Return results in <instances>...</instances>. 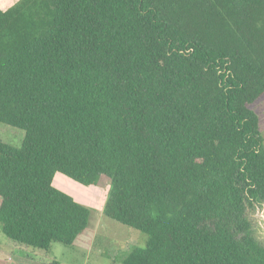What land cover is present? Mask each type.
<instances>
[{
	"label": "trees",
	"instance_id": "trees-1",
	"mask_svg": "<svg viewBox=\"0 0 264 264\" xmlns=\"http://www.w3.org/2000/svg\"><path fill=\"white\" fill-rule=\"evenodd\" d=\"M263 95L264 0L0 8V124L23 132L0 141L1 233L72 246L89 212L60 174L147 236L120 264H264L246 216L264 203Z\"/></svg>",
	"mask_w": 264,
	"mask_h": 264
},
{
	"label": "rangeland",
	"instance_id": "rangeland-1",
	"mask_svg": "<svg viewBox=\"0 0 264 264\" xmlns=\"http://www.w3.org/2000/svg\"><path fill=\"white\" fill-rule=\"evenodd\" d=\"M16 0H0V8L6 9ZM250 108L259 117L260 132L264 140V95ZM23 132L0 124V141L18 147ZM53 187L70 196L89 212L87 229L74 244L65 247L54 243L48 251L23 248L7 239L0 231V262L11 264H120V256L135 248H144L147 236L120 225L103 215L108 197L107 188L83 187L60 174L53 177ZM251 223L249 234L264 245V203L255 202L246 211Z\"/></svg>",
	"mask_w": 264,
	"mask_h": 264
}]
</instances>
